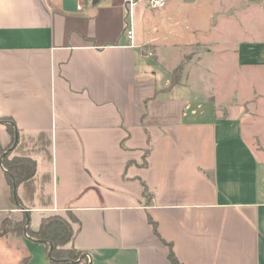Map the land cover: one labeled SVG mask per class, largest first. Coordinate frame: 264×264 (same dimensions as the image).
<instances>
[{"label": "crops", "instance_id": "1", "mask_svg": "<svg viewBox=\"0 0 264 264\" xmlns=\"http://www.w3.org/2000/svg\"><path fill=\"white\" fill-rule=\"evenodd\" d=\"M206 1L0 0V143L37 162L21 203L0 162V229L26 219L37 230L72 210L69 246L88 264H172L169 243L184 264H264V83L212 105L184 60L173 82ZM231 48L234 72L262 81L264 39ZM0 264L52 263L25 230L0 235Z\"/></svg>", "mask_w": 264, "mask_h": 264}, {"label": "rangeland", "instance_id": "2", "mask_svg": "<svg viewBox=\"0 0 264 264\" xmlns=\"http://www.w3.org/2000/svg\"><path fill=\"white\" fill-rule=\"evenodd\" d=\"M212 1L214 4L213 7H209L208 5L206 9L205 7L201 8L197 16L194 17L193 15L191 18V26L193 27L191 42H194L193 45L186 44V46H183L184 50H176L177 52L183 51V53L185 51L188 56H184L182 60H179L180 62H177L179 64L178 66L177 64L175 66L174 63L176 59L170 58L166 62L164 69L171 70L174 66L177 69L182 64L181 61L184 60V75L186 77L189 76L191 85H193V88L198 91L201 97L199 100L202 103H212V105H215L218 100H227L224 94L233 86H237L242 90V87L244 89L248 83H255L256 86H258V83H264V79L262 81L258 80V76L262 75L261 70L252 73L257 77L256 80L246 82L243 78L245 74L250 73L249 69L246 70L245 67L239 72H234L236 68L235 60H231V58H234L231 47L237 41L248 40L251 36L256 39H264V12L260 9L262 0ZM209 2L210 0L206 1V3ZM211 11L215 13L212 17ZM169 21V27H172L173 19L170 18ZM175 30L180 32L178 27H175ZM220 31L224 32L223 34L226 40L219 39ZM206 42L208 44H205ZM193 55V60H190L188 57ZM223 59L224 61L228 59V64L222 61ZM179 73H181L180 69L176 74ZM182 74L183 71L180 75L181 77ZM209 94L215 95V97H207ZM234 97L231 99L232 101H236ZM204 98H206V101H203ZM259 100L261 99L259 98ZM261 105H264L263 100ZM250 108H252L251 105ZM247 130L249 129L247 128ZM262 136L264 139V128L262 130ZM249 139L255 144L256 141L258 142L260 140L258 137L254 138L250 136ZM9 221L14 225L13 219H9ZM12 225L8 227L11 228ZM70 263L88 264V261L85 257L80 256L76 260H71Z\"/></svg>", "mask_w": 264, "mask_h": 264}, {"label": "trees", "instance_id": "3", "mask_svg": "<svg viewBox=\"0 0 264 264\" xmlns=\"http://www.w3.org/2000/svg\"><path fill=\"white\" fill-rule=\"evenodd\" d=\"M179 69L182 73L183 64H181L175 71L173 77L174 83L178 82L181 77V73L176 74ZM4 119L11 122L8 124V128L12 134V143H14L16 142L15 124L9 118ZM8 150L9 147L4 148L0 143V159ZM2 163L6 169L7 177L11 184L13 196L17 202L21 203L17 190L15 192V187H18L21 182L34 176L37 170V162L35 159L27 156H11V152L8 151L5 154ZM149 220L153 223L155 233L158 234L157 223L152 218H149ZM77 222H79V219L72 210H69L66 215L55 214L45 217L37 230L30 229L29 227L26 228V219L19 222L14 221V225H12V222L9 221V219H6L0 229V235L9 232L23 233L26 230L29 235L33 236L35 239L46 243L49 251V259L52 264H71V260H76L77 258H80V256L85 257L84 253L75 248V246H69L77 234V231L73 227V223ZM10 225H12L11 228L8 227ZM169 245V259L172 264H184L175 254L172 244L169 243Z\"/></svg>", "mask_w": 264, "mask_h": 264}, {"label": "built area", "instance_id": "4", "mask_svg": "<svg viewBox=\"0 0 264 264\" xmlns=\"http://www.w3.org/2000/svg\"><path fill=\"white\" fill-rule=\"evenodd\" d=\"M146 1L149 3V5L151 7H154V8L164 7L167 3L166 0H146ZM130 4L131 5L134 4L133 0H130ZM126 34H127L129 39H132L134 37V30H133L132 26H129L127 28ZM148 53L150 55H153V52H151V51H148ZM26 235L29 236V233L26 232Z\"/></svg>", "mask_w": 264, "mask_h": 264}, {"label": "water", "instance_id": "5", "mask_svg": "<svg viewBox=\"0 0 264 264\" xmlns=\"http://www.w3.org/2000/svg\"><path fill=\"white\" fill-rule=\"evenodd\" d=\"M18 140V134L16 133V141ZM7 153V152H6ZM5 153V154H6ZM5 154L2 156V158H1V160H0V162H1V164L3 165V158H4V156H5ZM16 190H17V187H15V192H16ZM51 249H52V245H51ZM51 251V250H50Z\"/></svg>", "mask_w": 264, "mask_h": 264}]
</instances>
